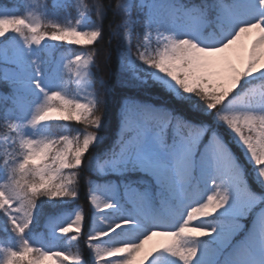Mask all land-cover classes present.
<instances>
[{
  "label": "snow or ice",
  "instance_id": "snow-or-ice-1",
  "mask_svg": "<svg viewBox=\"0 0 264 264\" xmlns=\"http://www.w3.org/2000/svg\"><path fill=\"white\" fill-rule=\"evenodd\" d=\"M14 7L2 5L0 13ZM41 7L46 14L48 5ZM52 7L71 10L65 23L42 24L32 11L18 18L0 15V127L6 129L0 138V214L13 241L4 249L3 264H54L52 258L59 264H83L79 254L34 248L25 236L38 198L78 197L82 165L94 213L127 210L116 222L96 215L95 224L107 227L94 226L87 238L95 264H152L154 254H167L173 264H264V0H53ZM106 8L121 17L119 27L131 54L161 75L185 115L128 100L110 148L85 159L97 139L102 110L94 92L82 102L42 85L44 72L61 81L63 62L45 42L93 45L101 38ZM138 9L144 13L142 38L134 32ZM73 12L78 19L67 22ZM85 12L94 13L96 21L81 29ZM110 27L116 31V25ZM97 55L95 48L82 51L63 65L78 86L85 87ZM254 73L261 74L259 84L237 93ZM52 120L78 121L84 127L72 136L27 131ZM213 120L246 150L256 168L258 191ZM180 211L182 222L167 229L163 221ZM84 220L77 210L74 218H53L47 227L53 240L59 234L76 242ZM190 223L196 226L187 227ZM132 225L147 230L114 246L101 243ZM154 235L166 239L146 249Z\"/></svg>",
  "mask_w": 264,
  "mask_h": 264
},
{
  "label": "trees",
  "instance_id": "trees-1",
  "mask_svg": "<svg viewBox=\"0 0 264 264\" xmlns=\"http://www.w3.org/2000/svg\"><path fill=\"white\" fill-rule=\"evenodd\" d=\"M85 2L88 3L89 0H85ZM45 4L48 5L46 14L45 10L44 13L42 12L44 8L41 7ZM29 5H32L33 7L29 8ZM20 10L23 14H26L29 11L34 12L36 15L42 18V24H44L46 21L65 23L66 19L64 9L62 7L53 8L48 0H25L24 4L20 5ZM89 14L95 23V14L92 12H89ZM137 16L139 22L134 25V32L137 38H142L144 34V13L138 9ZM120 21L121 17L118 14L114 16L111 8H106L101 21L103 27L101 38L93 45H85V48L88 51L94 48L98 49L96 65H92V83L95 89L96 98L98 100V106L102 110V119L100 126L97 129V139L93 145L90 146L89 152L86 154L85 159H87L88 155L100 156L103 152L110 148L115 137V131L117 130L120 122L121 108L124 101L127 99L134 98L156 102L158 104L170 107L181 115H185V111L177 106L176 98L171 94L170 91L164 88L160 83L149 78L148 75H145L144 77L137 76L129 68L126 63L125 39L122 34V29L119 27ZM111 25L117 26L115 32H113L112 28L110 27ZM136 37H133V43H135ZM41 82L42 85L50 91L52 84L50 83L48 72L43 73ZM185 103H187V101H185ZM32 107L35 111L37 105L34 104ZM188 111H192V108L189 107ZM201 116H203V113H201ZM212 123L218 134L228 142L230 147L236 153L237 157L242 163L244 175L247 177L250 186L257 188L258 186L254 179L256 175V168L250 167L249 164L244 161L241 152L234 145V143L229 140L228 133L223 125L215 122L214 120ZM66 125L67 128H64L62 124H60L57 129L55 128L56 135H62L64 132H67L70 136L76 135L78 132H81L82 128L84 127V125L78 121H69V123ZM86 175H88V173L84 170V165H82L78 197L73 199L63 198L66 200L65 204H53L52 201L47 197L38 198L37 205L34 210V223L32 222L28 232L36 229V227H33V224H35V221H37L36 216L38 213H41L42 211H44V215L59 209H70L75 203H80L83 205L84 209L89 212L87 198L88 186L85 182ZM91 178L98 179L96 174H92ZM38 220H40V217ZM88 235V222L86 220L85 226L83 228V234L78 236L76 242L71 241L70 235L57 238L56 242L60 244L61 242L66 241V243L71 247L72 254H79L81 256L83 264H95V256L90 250L91 246L87 239ZM38 243L44 242H41V240H36L34 245H38ZM68 264H72V262L69 261Z\"/></svg>",
  "mask_w": 264,
  "mask_h": 264
},
{
  "label": "rangeland",
  "instance_id": "rangeland-1",
  "mask_svg": "<svg viewBox=\"0 0 264 264\" xmlns=\"http://www.w3.org/2000/svg\"><path fill=\"white\" fill-rule=\"evenodd\" d=\"M53 2V0H52ZM83 2V0H81ZM84 3V2H83ZM15 8V7H14ZM0 15H12L14 18H18L21 15L15 14L14 12L11 13H0ZM75 16V13H74ZM75 19H78L77 16H75ZM82 23L80 25L81 29L83 28H88L93 26V22L90 21V17L88 16V13L85 12V14L81 17ZM75 23V22H74ZM2 39V38H0ZM47 39V38H46ZM156 40V35L153 33V41ZM43 43V42H42ZM45 44L51 45L50 51L54 52L56 55L57 60H61L63 58V62L60 65V75L62 78V81L60 84L57 83V85L54 87L53 90L60 91L62 95H66L68 99L72 98H79L82 102H87L88 98V93L89 92H94L92 89V84H91V65L89 66V76L87 77L85 87L83 86H78L77 84V78L72 75V72L70 69L65 68L63 65L67 64L69 60L73 59V55L77 54L79 55L82 51H85V49H76V51H73V48H76L77 46L81 45H75L74 43H68V42H58V41H51L48 40L46 41ZM155 46V45H153ZM47 51V49H46ZM233 59L234 63H237L239 66V61L236 59L234 55L231 57ZM127 61L131 67V69L135 72L136 75L138 76H145L147 74L150 78L160 82L163 87L167 89V84L166 81L161 77L160 74L156 72L155 69L149 67L148 65H145L142 61H140L138 58L134 57L129 51L127 53ZM74 67V66H73ZM261 77L260 73H254L250 78H257ZM62 120H52L47 122L46 124H42L38 126L36 129H28V133L31 135H37L40 134L41 132H48L52 134V132L49 129V125L52 122H61ZM234 140V142L237 144V146L242 150L243 156L246 159V161L252 163L250 157L248 156L246 150L243 148L242 145L238 142L237 138L235 135L228 130ZM4 134H0V138H2ZM0 155H2V150H0ZM1 164V163H0ZM2 180H0L1 182ZM210 186V182H209ZM211 194L210 192L205 193V195ZM98 195L103 198V195L108 196L107 193H98ZM52 201V200H51ZM54 202V201H52ZM91 206V205H90ZM77 210H81L84 213V216L86 215V211L82 210L80 206H76L75 209L71 213H62L59 217V219L66 221L67 219H70L71 217L74 218V214ZM92 214L90 215L91 218V230H93L94 226L96 227H107V225H96L95 224V217L96 215H101L103 216L106 220L110 222H116L118 220L124 219L127 210L124 208H118V209H108L105 210L103 213H94V210L92 209ZM182 215H185L182 211L177 212L173 218L172 223H164L167 229L171 230L176 227H178L179 223L182 222L180 220V217ZM6 218L4 217L3 220ZM170 219V218H169ZM51 221V220H50ZM196 225L190 223L187 225V227H195ZM3 229V227H2ZM4 230V229H3ZM147 230L146 227L141 226V227H136L135 225L132 226H127V227H122L117 229L115 232L111 233L109 236L105 237L101 243H104L106 246H114L119 243H122L125 241L126 238H132V239H138L141 235L144 234V232ZM48 234L51 236V232L48 231ZM59 235V234H57ZM166 239V237L161 236V235H154L149 241L146 242L145 248L149 249L157 244H159L161 241ZM16 247H19V241H16ZM13 244L12 238L8 237L3 240L0 238V264H3L5 252L4 249L11 247ZM102 244L101 247H104L105 245ZM52 251H61V249H56V248H51ZM63 251L65 254L69 253L68 247L64 248ZM61 260H63V257H60ZM159 262L157 264H173L172 258H170L167 254H162L159 255ZM52 261L54 264H59V261L55 260V258H52ZM48 264V262H46Z\"/></svg>",
  "mask_w": 264,
  "mask_h": 264
}]
</instances>
